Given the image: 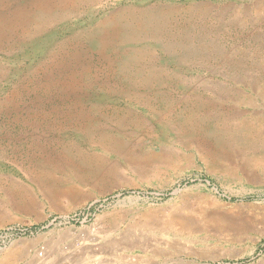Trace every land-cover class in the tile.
<instances>
[{
	"label": "rangeland",
	"instance_id": "374dc122",
	"mask_svg": "<svg viewBox=\"0 0 264 264\" xmlns=\"http://www.w3.org/2000/svg\"><path fill=\"white\" fill-rule=\"evenodd\" d=\"M13 252L264 264V0H0Z\"/></svg>",
	"mask_w": 264,
	"mask_h": 264
},
{
	"label": "bare ground",
	"instance_id": "6f19581e",
	"mask_svg": "<svg viewBox=\"0 0 264 264\" xmlns=\"http://www.w3.org/2000/svg\"><path fill=\"white\" fill-rule=\"evenodd\" d=\"M167 225V224H166ZM166 225H164V226H166ZM170 225V224H169ZM163 225H162V227H164ZM168 227V226H167ZM173 228V227H172ZM160 229V228H159ZM164 229V228H163ZM166 230V229H165ZM172 230V229H171ZM168 230H166V232H167ZM156 250V249H155ZM157 251V250H156ZM153 253H154V251H153ZM19 253H17V252H13V253H11L10 255H8L5 259H1L2 261H0V264H15V261H16V259L19 257Z\"/></svg>",
	"mask_w": 264,
	"mask_h": 264
}]
</instances>
